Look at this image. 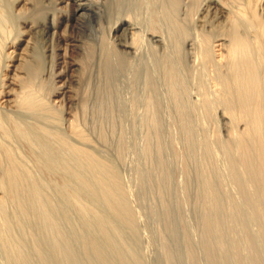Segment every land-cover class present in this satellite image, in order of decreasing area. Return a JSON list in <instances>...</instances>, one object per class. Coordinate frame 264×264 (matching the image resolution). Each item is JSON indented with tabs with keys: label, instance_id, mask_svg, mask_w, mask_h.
Masks as SVG:
<instances>
[{
	"label": "bare ground",
	"instance_id": "obj_1",
	"mask_svg": "<svg viewBox=\"0 0 264 264\" xmlns=\"http://www.w3.org/2000/svg\"><path fill=\"white\" fill-rule=\"evenodd\" d=\"M125 83L165 264L181 247L185 264H263L264 0H0V264L151 263L109 154ZM161 136L183 140L176 207Z\"/></svg>",
	"mask_w": 264,
	"mask_h": 264
},
{
	"label": "rangeland",
	"instance_id": "obj_2",
	"mask_svg": "<svg viewBox=\"0 0 264 264\" xmlns=\"http://www.w3.org/2000/svg\"><path fill=\"white\" fill-rule=\"evenodd\" d=\"M3 3V2H2ZM177 3H178V1H177ZM94 27H95V29H94ZM98 27H96V26H93V30H94V32L96 33L95 34V39H97L100 35L98 34L99 33V29H97ZM97 30V31H96ZM178 55V57H180V60L182 61V58H181V53L180 54H177ZM180 61V62H181ZM182 63H184L183 61H182ZM182 63L180 64L181 66H182ZM125 85H126V83H125ZM125 85L123 84L122 86H124V87H121L120 85H119V89H118V91H116V92H118L119 94L117 95L118 97H117V106H119L118 104L119 103H122V107L121 108H123L122 109V113H120L121 114V120H122V126H123V136H119V137H121V139H123V138H125V139H123L122 141L124 142V144H123V142L121 143L123 146L122 147H124V148H122V149H124V150H122L121 152H122V158L120 159V156L119 155H117V151L115 152V150H112V149H110L111 150V152H113V154H111L110 152H109V154H110V156H111V158L114 160V161H116V167H117V170H118V172H119V174L122 176V178H123V180L125 181V186H126V190H130V191H127L128 193L129 192H131L130 194H129V197H131V199L129 198V200H130V204H131V206H132V208L133 207H136V208H133V211H134V209H135V213H136V215H138V219L141 221V223H140V225H141V227H140V230H141V232H142V243L144 244V245H142V251H143V254L144 255H146V258L148 259V262H151V263H148V264H153L154 262H156V263H154V264H165V262L163 261V259H162V257L160 256V248H161V240H160V235H161V232H160V226H159V222H158V220H157V213H156V209L154 208V207H152V205H151V203H150V198H149V195H148V192L146 191V189H144L143 190V192L142 193H140L141 191H140V187H139V181H137V180H139V177H140V173L141 172H143L142 170V166L144 165V162H143V159L142 158H138V155H139V157H140V155H142L141 154V150L144 148V146H143V142H142V140L143 139H141L143 136H140L139 137V133H135L136 132V130L138 129V127H139V125L140 124H138V120H137V122L133 119L134 118V114L131 112V105H132V103L130 102V100L132 99V102L135 100V98H136V96H135V94H134V92H133V90H127L126 91V89H129V87H128V85H126V87H125ZM121 89V90H120ZM123 89H125V90H123ZM125 92V94H127V97H124L125 96V94H124V92ZM122 91V92H121ZM132 92V93H131ZM120 94H121V96H120ZM131 94V95H130ZM131 96H132V98H131ZM121 97H123V98H121ZM131 99H130V98ZM133 98H134V100H133ZM120 99H121V101H120ZM123 99H125L123 102H122V100ZM130 99V100H129ZM129 100V102L131 103H129V102H127ZM120 101V102H119ZM127 103H129V104H127ZM127 104V105H126ZM129 105V106H128ZM127 107V108H126ZM130 107V109H128ZM131 114H133V115H131ZM214 115H215V113H214ZM123 117V118H122ZM216 117H217V115H216ZM215 116H213L211 119H209V124H207L206 126H207V128L209 127V129H208V131L210 130V131H214L215 129H214V127L215 128H217L218 127V125H217V123L215 124V122H214V120H215V118H216ZM127 120V121H126ZM212 120V121H211ZM132 121H135L134 123H135V125H136V127H137V129L135 130L134 129V132L133 133H135V134H133V133H131V129L133 128V126L130 124ZM216 122H217V120H215ZM211 122V123H210ZM133 122H132V124H134ZM213 123V124H212ZM219 124H220V122H218ZM215 124V125H214ZM134 125V126H135ZM131 126V127H130ZM214 126V127H213ZM129 127H130V129H129ZM220 128H221V124H220ZM217 129H219V128H217ZM209 131V132H210ZM219 132H218V134L219 133H221L219 136H215V135H213V136H209V139H211L210 137H212V139L210 140L211 142H213V143H215L216 141H217V138L216 137H219V138H225V136L223 137V131L220 129V130H218ZM124 132H125V134H124ZM127 133V134H126ZM211 133V132H210ZM136 134H137V136H136ZM212 134H214V132L213 133H211L210 135H212ZM135 135V136H134ZM222 135V136H221ZM221 136V137H220ZM118 136H117V138L116 139H120ZM139 137V138H138ZM138 138V139H137ZM144 138V137H143ZM179 138V139H178ZM221 138V139H222ZM153 140V143H155V139L153 138L152 139ZM160 140H162L163 141V143H164V145L162 144V149H163V151H162V156H163V159L165 160V162H166V166H165V168H166V173H167V180H168V184H169V195H170V202H171V204L172 205H174L175 207L176 206H179V204L180 203H184L185 202V196H183V193H181V191H182V189H181V187H180V185L182 184V175H181V169L183 168V165H179V166H177V164L176 163H174L173 162V157H172V144H174L175 145V141H177V143L176 144H178L179 145V143L180 144H182V142H183V140L181 139V136H161V138H160ZM161 141V142H162ZM166 141V142H165ZM171 141V142H170ZM172 142H175V143H172ZM171 143V144H170ZM140 144V145H139ZM138 145L141 147H138ZM177 145V148H178V150H180V152L182 153V145L180 146V148H179V146ZM214 145H216V144H214ZM141 149V150H140ZM141 151V152H140ZM116 153V154H115ZM140 153V154H139ZM116 156V157H115ZM118 156H119V158H118ZM114 157V158H113ZM142 157V156H141ZM142 159V160H141ZM141 162V163H140ZM143 164V165H142ZM139 165H140V167H139ZM138 167V168H137ZM139 176V177H138ZM136 177V178H135ZM133 178V179H132ZM135 178V179H134ZM181 182V183H180ZM138 185V186H137ZM128 187V188H127ZM139 187V188H138ZM183 192V191H182ZM142 194V195H141ZM132 195V196H131ZM180 199V201H179V199ZM184 199V200H183ZM183 200V201H182ZM187 206H189V205H187ZM185 207V211H186V216H187V220H188V226H190V227H188V230H189V228H191V226L193 227L192 228V230L193 231H191V229H190V231H191V233L193 232V234H191L190 233V231L188 232V234L190 233L191 235H193L194 236V238H195V241L194 242H197V240H198V242L200 243V240L202 239V241H201V243H200V245H202L203 244V238H201L200 236L202 235L201 234V232H200V230L202 231V229H199V228H201V227H199V225H195L196 223L194 222V218L192 217L193 215H192V213H191V211H190V207ZM175 207L171 210V212H170V218L172 219V220H176L177 219V217L176 216H178V212H177V210L175 209ZM186 208H187V210H186ZM149 212V213H148ZM192 215V216H191ZM172 216V217H171ZM254 216V218H255V215H253ZM193 218V219H192ZM245 218L246 217H244L243 219L245 220ZM144 222V223H143ZM159 226V227H158ZM197 226L199 227V228H197ZM159 228V229H158ZM197 228V229H196ZM181 229H183V226H178V229H177V234L178 235H180L181 234V232H179V230L181 231ZM197 230H198V232H200V233H198L197 232ZM156 231V232H155ZM260 231V233H258ZM144 232V233H143ZM156 233V234H155ZM201 234V235H200ZM256 235H258V239L256 238ZM242 235L241 234H236V239H235V241L237 242V244L238 243H243V242H245V235H243L242 237H241ZM189 237H190V239H193L194 240V238L192 237V236H190L189 235ZM241 237V238H240ZM238 238V239H237ZM259 238H260V241H259ZM170 239V238H169ZM255 239H257V240H255ZM238 240V241H237ZM241 240V241H240ZM249 240L251 241V240H253V241H251V242H253V243H255L254 245L255 246H259L260 247V245H262V244H264V232L263 231H261V230H258L255 234H252L250 237H249ZM172 241H173V239H172ZM171 241V243L173 244V242ZM255 241H257V242H255ZM197 242V243H198ZM198 243V244H199ZM246 243V242H245ZM256 243H257V245H256ZM259 243H262V244H259ZM170 244V241H169V243L167 244V245H169ZM171 244V245H172ZM261 247H263L264 248V245L263 246H261ZM171 248V247H170ZM256 248H258V247H256ZM263 248H261V250H260V248H259V252H257V253H260V254H262L263 252H264V250H263ZM146 249V250H145ZM184 249V248H183ZM235 250H237V249H235ZM258 251V250H257ZM176 252H178L179 254H178V256H179V261H180V263L179 264H185V262H184V250H182V247L181 248H179V250L178 251H176ZM262 252V253H261ZM204 256V257H203ZM262 256H264V253L262 254ZM196 257H197V264H206V257H205V255H203V251H200V250H198V252H197V254H196ZM258 257L261 259V256H259V254H258ZM158 260H157V259ZM250 256L247 258V260L250 262H247V260H244V261H241V264L243 263V264H254V262L252 261V259H250ZM153 260V261H152ZM206 261V262H205ZM221 261H223L224 262V260H223V257L221 258ZM246 261V262H245ZM260 262H264V259H262V260H260ZM264 264V263H263Z\"/></svg>",
	"mask_w": 264,
	"mask_h": 264
}]
</instances>
